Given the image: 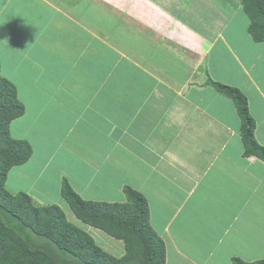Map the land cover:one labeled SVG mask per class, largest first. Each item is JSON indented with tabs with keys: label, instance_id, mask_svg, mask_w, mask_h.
I'll list each match as a JSON object with an SVG mask.
<instances>
[{
	"label": "crops",
	"instance_id": "1",
	"mask_svg": "<svg viewBox=\"0 0 264 264\" xmlns=\"http://www.w3.org/2000/svg\"><path fill=\"white\" fill-rule=\"evenodd\" d=\"M152 1L153 3H150L152 8L144 9L147 13L146 18L143 19L144 17L139 16L140 19L134 17L135 20H133L132 14L129 12L130 6L136 3L147 4L145 0H0L1 71L4 77L16 85L19 99L23 104H26L25 114L11 124L12 136L16 139L29 141L30 137L33 138L34 132L39 135L40 129L34 130L33 128L35 127L34 119L41 115L40 123L44 125L51 124V127L54 128L59 126L68 128L63 137L66 140L78 125H74L76 122L75 113L82 110L80 117L82 121L89 104L95 100L99 102L100 108H94L91 111L97 114V111L99 114L103 113L104 118L109 121L116 119L112 114L115 112V110L112 111L114 97L117 99L114 105L119 107L116 109V113L120 114V117L117 116L120 119L118 123L123 124L122 132L117 134L118 137L124 138L131 134L140 137L141 142L146 141V143L155 145L157 141L155 142L154 136L159 131V127H161L160 131L169 127H182L188 129L190 133L195 131L197 133L198 128L202 126L203 135V129H207L204 126L208 125V127L219 128L228 133L227 139L237 136L240 140V124L237 125V119L234 120L233 115L229 114L232 112L238 114L235 103L208 84L209 79H212L241 89L238 79L242 74L247 77V81L252 87L257 83L248 74L240 55L245 49V56L250 59L251 54L258 50L262 57L264 56V46L260 47L261 43L254 42L249 35V19L244 13L240 1L205 0L208 2L206 3L207 7L217 13L216 18L213 19L215 29L208 33L197 47L181 56H176L172 51V43L165 41L161 46L154 42L153 38L156 34L150 22L156 15H159L158 13L162 12L156 13L157 10L154 7L158 3L155 0ZM113 21H118L121 24L123 28L121 33L116 32L117 29L113 27ZM172 30L174 33L176 32V28L171 25L169 31L172 32ZM127 36H130L128 40ZM111 51L114 56L111 55ZM120 63L132 65L134 70L136 68L140 74L142 72L143 75L134 74L136 80H143V82L138 81V88L147 83L155 84L151 88H144L143 91L138 88L136 91L129 90L130 86L134 84V80L129 82L127 72L124 70L123 75L114 72ZM234 75L237 80L232 84L231 79ZM122 78L123 86L127 85L123 91V105L117 104L121 103L117 96L120 92L119 84ZM177 84L188 86L185 93L187 92L188 95H186L189 99L185 97L186 100H183L181 109H177L175 105L176 98L183 95L177 92V88H173V85ZM180 88L184 87L180 86ZM80 89L85 90L83 95L88 102L80 104L84 100L78 92ZM210 89H214V91ZM127 92L133 93L130 95L131 97ZM135 92L137 93L135 94ZM246 93H244L246 96L251 94L249 91ZM260 95L264 97V93H260ZM157 98L162 101L168 100V102L165 101L159 105L154 102ZM248 100L250 108V99L248 98ZM28 107L31 109L30 113ZM174 109L183 112L184 119L181 116L177 117L178 114L176 115ZM225 111L226 114H223ZM92 117H96V115H90L89 120ZM153 119L161 126L155 124ZM126 121H128V125L125 124ZM192 124L196 127L194 131H190ZM108 131L112 135L113 131L116 134L118 124L113 125ZM183 141L180 140L179 143ZM204 143L207 142L201 140L198 143V150H195L194 147L190 150L191 154L187 156L181 152H164L165 154L161 156L156 155V161V157L151 160L152 165L149 167L152 174L155 176L158 172L155 189L157 188L162 194L163 192L167 194L165 198H169V193L173 192L177 198L173 209L179 211L184 206L188 207L185 210L189 211L191 202L195 209L202 208L204 205L199 202V199L196 201L193 199L200 190L201 180L203 181L209 175V171L214 169L216 162L213 158L214 152H209ZM240 143L241 150L237 154L238 158L246 160L252 170H256L254 173L259 176V181L264 184V163L255 157H244L242 139ZM193 153L196 155L207 154L204 161L210 164V167L202 175L203 178L197 179L194 173L195 169L189 171V165L192 162L189 158L191 160L194 158ZM67 154L75 156L72 151ZM79 158L76 157L81 160ZM176 166H179L181 171L184 170L182 175L181 171L170 174V170ZM189 172L193 180H190ZM191 181L195 186H189ZM8 183L9 181L7 188L11 192H23L15 190V187ZM136 190L143 193L149 202L151 225L166 243L168 264L171 256L170 250L179 255L183 252L181 243L170 235L168 230L169 223L177 216V212L170 221H167L166 217L161 214L159 223L161 228L157 230L153 224V209L149 196L142 189ZM33 199L37 204L43 205L38 198ZM241 204L232 198L231 203L226 206V211L223 212H230L227 223L224 221L220 225L218 222L212 228V225L208 227L207 222L201 219L202 227L207 226L206 230L208 231L210 228H212L210 231L220 228L231 229V231L228 230L229 232L226 230L217 235V242L215 241L211 247L212 251L209 250L208 245H204V241H194L200 250L199 255L200 258H203V264L204 259L212 258L215 255L221 261L224 255H220L222 249L220 250L218 247L224 244L232 246L231 241L234 243L237 241L239 230L237 231L234 221L237 217L239 221H242L245 216L243 210L240 209ZM165 205L166 201L164 200L163 207ZM178 205L179 207H177ZM70 213L72 215L71 211ZM68 216L70 215L68 214ZM231 233L230 241L226 243ZM164 236L166 237L164 238ZM239 239L241 248V235ZM178 243H180L179 247ZM193 244L186 243L185 246H193ZM263 258L264 256H260L251 258V260L244 259V261L253 262ZM211 261L209 259L207 264H212Z\"/></svg>",
	"mask_w": 264,
	"mask_h": 264
},
{
	"label": "rangeland",
	"instance_id": "2",
	"mask_svg": "<svg viewBox=\"0 0 264 264\" xmlns=\"http://www.w3.org/2000/svg\"><path fill=\"white\" fill-rule=\"evenodd\" d=\"M155 1L158 3L154 7L157 10L156 13L159 11L162 13H158L159 15H156L150 22L155 29L154 42L161 44V46L164 45L165 41L172 43L171 48L176 56L189 53L202 42V39L208 33L215 29L213 27V19L216 18L217 13L207 7L206 3L208 2L205 0ZM145 2L147 4H140L141 6L138 3H136L137 5L132 4L130 6L129 12H131L133 20H135L134 17L138 19H140L139 16L144 17L143 19L147 17L146 10L144 9L152 8L150 3H153V1L145 0ZM113 25L117 29L116 32L121 33L123 29L121 24L118 21H113ZM171 25L176 28L175 33L174 30L172 32L169 31ZM130 36H127L126 39L128 40ZM200 37L201 39H198ZM146 44H149V42H146ZM263 46L264 44L260 45V47ZM131 49L133 48L131 47ZM259 52L258 50L254 51L250 59L245 56V49L240 55L241 60L245 63L248 74L257 82L255 86L249 85L247 77L244 74L240 78L238 76V82H240L239 87L244 93L246 91L251 93L247 97L250 99V112L257 125L255 135L264 144V97L260 95V93H264V56L261 57ZM111 55L114 56L113 51H111ZM115 57L114 59H116ZM123 70L127 72L126 75H128L129 82L134 80V84L130 86L129 90L136 91L140 79L136 80L134 74L143 75L142 72L140 74L138 69L135 68L134 70L132 65L124 63H120L118 69H115L114 72L116 71V74L121 73L123 75ZM236 80L237 77L234 75L231 79L232 84ZM140 82H143V80ZM153 84L155 83H147L139 86L138 89L143 91L144 88H151ZM119 86L120 92L117 98L121 103L117 104L123 105V91L127 87V85L123 86V78ZM180 86L184 88L181 89ZM173 88H177V92L183 94L177 97L175 102L177 106L175 107L181 109L184 103L183 100H186L185 97L189 99L187 92L185 93L188 86L177 84L173 85ZM210 90L214 91V89ZM84 91V89L78 91L81 97L84 98L80 104L85 103V101L88 102L83 95ZM127 94L130 96L133 93L127 92ZM112 100V111L115 110L112 114L115 115L116 119L109 121L104 118L103 113L99 114V111H97V114L91 111L94 108H100L99 102L95 100L89 104L85 112V118L82 121L80 118L82 110L75 113L76 122L74 125H78L73 134L71 133L72 135L66 140L63 137L67 133L68 128L61 126L54 128L51 127V124L49 126L44 125L40 123L42 116L38 115L34 119L35 127L33 129H40L39 135L42 138L36 132L32 134L33 138H29V142L34 149V154L26 164L15 167L11 173L8 185H13L15 190L23 191L32 198H38L43 205H60L66 213L68 211L70 215L68 217L72 222L77 221L73 218V212L71 215L67 202L61 197V187L64 179H67L71 183V186L73 185L72 187L75 188L73 189L77 190L76 192L83 198L95 201L125 202V186L139 188V190L142 189L151 201L153 224L157 230L161 228L159 227L161 226L159 224L161 214L166 217L167 221H170L172 216L177 212V216L169 223L168 230L169 234L181 243L183 246L181 250L183 252L179 255L177 252L169 249L171 256L169 257L170 261L168 264H203V258H200L199 255L200 250L194 241H204V245H208L209 250L212 251L211 247L215 241L217 242V235L222 231H231L230 228L210 230L215 226V223L219 222L221 225L224 221L229 222L228 213L230 212L226 213L223 211L231 203L232 198H234L236 202L242 203L240 209L243 210L245 215L244 220L239 221L237 217L236 221H234L237 231L239 230L238 234L242 238V247L240 248L241 240L238 236L235 243L231 241L232 246L224 244L218 247L220 250L222 249L220 255H224L221 261H219L216 255L212 258L209 257V259L212 260V264H233L232 259L234 257L251 260L254 257L264 256V184L259 181V176L255 175L254 172L256 170L253 171L246 160L238 158L237 154L241 150V139L239 140L237 136L227 139L228 133L219 128L208 127V125L204 126L207 129H203V135L202 126L198 128L197 133L196 131L190 133L188 129H183L182 127H166L167 129H161L160 131L161 127H159L160 132L157 131V134L154 136L157 143L152 141L155 145L146 143V141L141 142L140 137L132 136L131 134L124 138L118 137L117 134L122 132L123 124L120 125L118 123L120 119L117 116L120 117V114L116 113V109L119 107L114 105L117 99L113 97ZM165 101L168 102V100ZM165 101L157 98L154 102L162 105ZM104 102L106 103L107 101ZM24 105L26 104L24 103ZM28 110L30 113V107H28ZM174 110L176 115L178 114L177 117L181 116L184 119L185 115L183 112ZM92 114L96 115V117H92L89 120V116ZM223 114H226V111ZM229 114L230 116L233 115L234 120L237 119V125H241L239 113L232 112ZM153 121L157 124L154 119ZM116 124H118V131H116V134L113 131L112 135L108 130ZM125 124L128 125V121ZM158 126H161V124ZM190 129V131H194L196 127L192 124ZM180 140L184 141L179 143ZM201 140L207 142L204 143L205 147H208L209 152H214L213 158L216 161L214 169L209 171V175L203 181L201 180L200 190L193 199V201L199 199V202L204 205L202 208L198 207L195 209L191 202L189 211L185 210L188 207L184 206L178 211L177 209H173L177 199L173 195V192L169 193V198H165L167 194H164V192L162 194L157 188L155 189L158 172L154 176L149 166L152 165V158H155L156 155L161 156L165 154L164 152H181L186 154V156L190 155V150L194 147L195 150H198V143ZM70 151L76 157H80L79 159L81 160L76 159L71 154H67ZM187 151L189 152L187 153ZM193 156L192 160L189 158L192 161L191 165H189V171L195 169L194 173L197 179L203 178L202 175L210 167V164L204 161L207 158V154L196 155V153H193ZM156 160L157 157L155 158ZM174 168L170 170V174L181 171L179 166ZM183 172L184 170L180 174L182 175ZM189 177L190 180H193L190 172ZM39 178L40 180H38ZM193 185L195 186L193 181H191L189 186L193 187ZM211 185H213L212 188ZM163 199L166 201L164 207ZM201 219L207 222L208 227L212 225L209 231L206 230L207 226L205 228L202 227ZM76 224L88 230L96 242L107 252L117 257L124 254L125 250L122 241L109 236L100 229L89 227L82 222H77ZM231 235L232 233L229 235L226 243L230 241ZM180 243H178V247ZM186 243L194 244L193 246H185ZM209 259L208 257L206 260L204 259V264H207Z\"/></svg>",
	"mask_w": 264,
	"mask_h": 264
},
{
	"label": "trees",
	"instance_id": "3",
	"mask_svg": "<svg viewBox=\"0 0 264 264\" xmlns=\"http://www.w3.org/2000/svg\"><path fill=\"white\" fill-rule=\"evenodd\" d=\"M239 1L249 19V35L264 44V0ZM208 84L237 107L244 157L264 163V145L256 138L257 125L247 96L238 87L212 79ZM25 110L16 85L3 76L0 63V264H167V246L151 225L149 202L130 186L124 187L125 202L86 200L67 179L61 187V196L77 222L123 242L125 251L119 257L72 222L60 205H39L29 194L7 188L11 170L33 155L31 143L14 138L10 130ZM233 264H264V259L247 262L234 258Z\"/></svg>",
	"mask_w": 264,
	"mask_h": 264
}]
</instances>
